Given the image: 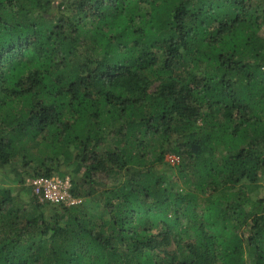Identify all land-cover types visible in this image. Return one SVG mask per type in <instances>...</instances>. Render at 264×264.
<instances>
[{
    "label": "clouds",
    "instance_id": "obj_1",
    "mask_svg": "<svg viewBox=\"0 0 264 264\" xmlns=\"http://www.w3.org/2000/svg\"><path fill=\"white\" fill-rule=\"evenodd\" d=\"M0 264H264V0H0Z\"/></svg>",
    "mask_w": 264,
    "mask_h": 264
},
{
    "label": "built area",
    "instance_id": "obj_2",
    "mask_svg": "<svg viewBox=\"0 0 264 264\" xmlns=\"http://www.w3.org/2000/svg\"><path fill=\"white\" fill-rule=\"evenodd\" d=\"M52 184V188L55 190L58 188V182H50ZM54 193L53 192H50L49 195H53Z\"/></svg>",
    "mask_w": 264,
    "mask_h": 264
}]
</instances>
